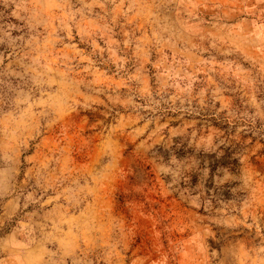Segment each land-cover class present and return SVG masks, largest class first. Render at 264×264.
Returning <instances> with one entry per match:
<instances>
[{"label": "rangeland", "instance_id": "374dc122", "mask_svg": "<svg viewBox=\"0 0 264 264\" xmlns=\"http://www.w3.org/2000/svg\"><path fill=\"white\" fill-rule=\"evenodd\" d=\"M0 264H264V0H0Z\"/></svg>", "mask_w": 264, "mask_h": 264}]
</instances>
